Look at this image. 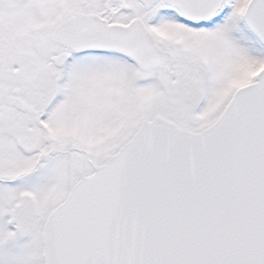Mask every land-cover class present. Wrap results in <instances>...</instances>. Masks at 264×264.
<instances>
[{
  "label": "snow or ice",
  "instance_id": "1",
  "mask_svg": "<svg viewBox=\"0 0 264 264\" xmlns=\"http://www.w3.org/2000/svg\"><path fill=\"white\" fill-rule=\"evenodd\" d=\"M0 264H264V0H0Z\"/></svg>",
  "mask_w": 264,
  "mask_h": 264
}]
</instances>
